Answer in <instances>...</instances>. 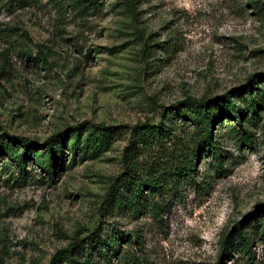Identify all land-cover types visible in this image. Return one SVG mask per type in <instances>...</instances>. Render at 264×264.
Returning <instances> with one entry per match:
<instances>
[{
	"label": "rangeland",
	"instance_id": "1",
	"mask_svg": "<svg viewBox=\"0 0 264 264\" xmlns=\"http://www.w3.org/2000/svg\"><path fill=\"white\" fill-rule=\"evenodd\" d=\"M201 100L218 157L192 152ZM146 123L168 130L138 158L159 190L110 212ZM57 135L48 174L38 157ZM0 143V264L82 262L92 232L111 243L98 264H264V0H0ZM187 160L176 182L169 165ZM238 228L248 247L223 249Z\"/></svg>",
	"mask_w": 264,
	"mask_h": 264
},
{
	"label": "trees",
	"instance_id": "2",
	"mask_svg": "<svg viewBox=\"0 0 264 264\" xmlns=\"http://www.w3.org/2000/svg\"><path fill=\"white\" fill-rule=\"evenodd\" d=\"M17 2H22V0H14ZM251 80L248 82L250 83ZM248 87V83L246 85ZM207 101L201 100L190 104V116L192 121L199 125L203 136L198 141L197 145L192 149V152L195 153L201 150L203 147L214 154L216 157L219 156L215 145L211 144V125L213 121L211 120L212 112L208 110ZM228 112L230 115L237 117L238 120H241V114L238 110V107L235 101L232 99L229 100ZM250 112L252 115H255L257 110V105L254 100L251 101ZM168 130L163 125V123L157 124H143L135 126L131 131V137L128 145L125 146L123 152V165L124 171L120 176H118L114 183L109 187L108 192L103 201V207L110 212L115 213H131L135 212L138 208L141 196L143 195V189L148 188L151 192L156 191L160 187L157 181L144 179L140 175L141 166L139 165L138 158L140 156V151L145 149L149 145L154 143V140L162 133H166ZM108 132L103 131L101 135V144L107 143L108 141ZM61 142V135H57L55 138L48 139L45 144V152L39 154V164L41 167L48 173H51L52 170V161L51 157L57 146ZM156 142V141H155ZM199 146V147H197ZM203 146V147H202ZM2 147L0 143V148ZM142 153V152H141ZM28 154V153H27ZM24 155L18 156V162L20 165H23ZM192 161H176L173 165H169V168H174L171 171V175H175V180L178 182L179 177L186 176L191 173L192 170ZM159 190V189H158ZM90 244L84 250L82 254L83 261L80 262L77 260V257L74 256V251L72 250H62L58 251L52 255L50 258L49 264H61L65 262L66 264H98V258L102 257L103 259L107 257L111 246L109 243L110 239L102 237L98 232H92ZM115 243L121 240L120 235L114 233L112 236ZM94 238V239H93ZM242 243L244 246L248 247L249 239L248 236L243 233L242 228H238L236 233L226 237L222 247L227 249L229 246H234L236 243ZM96 255H94V252Z\"/></svg>",
	"mask_w": 264,
	"mask_h": 264
}]
</instances>
